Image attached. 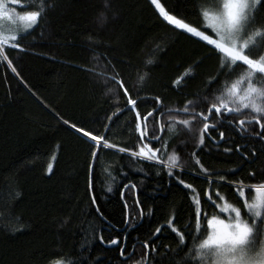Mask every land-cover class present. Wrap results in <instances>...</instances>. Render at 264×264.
<instances>
[{
	"label": "trees",
	"instance_id": "16d2710c",
	"mask_svg": "<svg viewBox=\"0 0 264 264\" xmlns=\"http://www.w3.org/2000/svg\"><path fill=\"white\" fill-rule=\"evenodd\" d=\"M44 2L22 0L33 8ZM161 2L178 17L199 25L197 8L213 0ZM47 3L38 26L19 38L21 48H5L19 75L0 60V264H94L97 258L100 264H137L144 258L141 242L146 239L158 246L154 259L149 254V264H170L163 246L175 248L174 234L166 227L156 238L150 234L170 215L179 218L178 227L187 223L188 190L154 162L115 150L102 151L90 169L89 141L63 120L105 133V124L111 123L106 117L117 113L127 99L115 83L104 79L114 66L142 113L154 107L153 97H161V120L172 126L166 130L167 150L178 153L182 178L197 191L208 187L191 175L193 171L200 175L197 157L220 174L240 168L228 177L231 180L255 183L264 178V142L255 135L261 129L246 125L247 130L240 134L218 129L212 133L214 139L205 135L204 145L195 148L203 121L180 125L179 120L189 117L177 110L186 99L206 92L205 82L215 72L217 59L195 38L163 21L151 0ZM24 31L18 28V32ZM198 58L202 63L194 75L186 77V69ZM243 71L239 68L236 74ZM141 73H146L142 81L138 79ZM177 77L182 80L179 86L172 84ZM131 116L128 112L118 119L113 116L115 123L107 134L110 142L124 147L136 144ZM219 131H225L223 142ZM233 141L255 147L258 158L249 156L251 162L241 167L238 153L223 152ZM49 162L51 172L46 171ZM249 171L256 173L252 181L247 179ZM129 181L135 189L123 188ZM93 196L106 219L97 214ZM137 198L143 218L135 210ZM125 202L135 217L128 222L127 245L136 243L134 252L129 254L126 247V258H121L116 246L102 245L98 237L107 240L124 235ZM209 212L218 214L215 209Z\"/></svg>",
	"mask_w": 264,
	"mask_h": 264
},
{
	"label": "snow or ice",
	"instance_id": "6c2138e0",
	"mask_svg": "<svg viewBox=\"0 0 264 264\" xmlns=\"http://www.w3.org/2000/svg\"><path fill=\"white\" fill-rule=\"evenodd\" d=\"M151 3L163 21L174 29L188 34L190 38H195L197 43L207 48L208 53L215 55L217 59L215 72L209 74L205 82L206 92L195 99H186L183 107L177 110L189 117L179 120L180 125L189 126L193 121H203L195 148L204 145L205 135L214 139L212 133L218 129L227 128L234 134H240L247 130L246 125H258L261 131L255 135L260 142H264V0H222V2L213 0L205 7L197 8V14L200 16L199 25H193L170 12L161 0H151ZM48 6L47 0L36 8L28 3H22V0H11V6H8L5 0H0V18L11 21L15 17L23 23L25 30L16 35L0 34V60L6 61L7 67L16 75L19 74L5 48L20 49L19 38L26 34L27 30H33L34 26H38ZM200 63L202 60L199 58L194 60L184 75L186 77L194 75ZM239 68H243L244 71L236 74ZM110 72L111 75H105L104 79L109 83H115L127 99L123 107L117 109V113L107 116L106 119L115 123L113 116L118 119L119 115L125 112L131 113L130 123L134 125L133 130L137 140L133 147L120 146L107 138L111 123L105 124L104 134H98L76 123L63 120L65 125H69L78 135L89 141L92 158L89 168L93 167L102 151L115 150V153L126 154L130 158L154 162L164 169L170 178H174L178 185L188 190L186 196L190 200V215L187 223L178 227L179 218L170 215L163 225H158L150 234L151 237L156 238L165 227L174 234L175 248L163 246L165 257L170 264H264V178L255 183H245L244 179L231 180L228 177L235 176L240 168L220 174L216 170L206 168L197 157L195 163L199 166L200 175H196L195 171L191 175L194 179L204 180L208 185L197 191L193 183L182 178L184 170L178 164L180 159L178 153L167 150L166 130H171L172 126L161 120L164 115L161 112L164 108L161 97H153L154 107L142 113L138 107V100L130 95L121 73L114 66L111 67ZM145 75L146 73L139 74L138 79L142 81ZM181 83L180 77L172 81L176 86ZM209 121L214 122L209 123ZM189 131H191L190 127ZM219 137L220 142H223L225 131H219ZM233 151L240 155L241 167L251 162L249 156L254 160L259 155L255 147L249 149L247 145L234 141L232 146L223 150L229 155ZM163 155L167 156L166 160L162 158ZM52 167V163L49 162L46 171L51 172ZM255 176L256 173L249 171L248 181L254 180ZM128 187L135 189L136 185L129 181L123 185V188ZM108 190L111 191L110 188ZM92 203L97 214L106 219L96 205L94 196ZM134 203L135 210H138L143 218L144 209L139 199L137 198ZM209 209L217 210L218 214L210 213ZM132 211L125 202L123 236H113L107 240L103 235L98 237L102 245L116 246L121 258H126V247L129 254L135 249L136 241H133L132 246L127 245L128 222L135 218ZM225 214H227L226 218H222ZM141 244L145 249L144 258L142 261L138 260L137 264H149V254L151 253L154 259L158 246L148 239ZM56 264L61 262L57 261ZM84 264L87 262L85 261ZM94 264H100L99 258Z\"/></svg>",
	"mask_w": 264,
	"mask_h": 264
},
{
	"label": "rangeland",
	"instance_id": "374dc122",
	"mask_svg": "<svg viewBox=\"0 0 264 264\" xmlns=\"http://www.w3.org/2000/svg\"><path fill=\"white\" fill-rule=\"evenodd\" d=\"M5 3L8 6H11V0H5ZM18 28L24 30L23 23L20 22L17 18L14 17L11 21H9L7 18H0V34L16 35L18 33ZM226 216L227 214H225V217L222 218H226Z\"/></svg>",
	"mask_w": 264,
	"mask_h": 264
},
{
	"label": "water",
	"instance_id": "95a60500",
	"mask_svg": "<svg viewBox=\"0 0 264 264\" xmlns=\"http://www.w3.org/2000/svg\"><path fill=\"white\" fill-rule=\"evenodd\" d=\"M180 113H182V112H180ZM92 163V162H91Z\"/></svg>",
	"mask_w": 264,
	"mask_h": 264
}]
</instances>
